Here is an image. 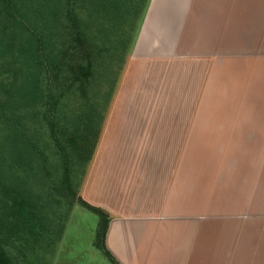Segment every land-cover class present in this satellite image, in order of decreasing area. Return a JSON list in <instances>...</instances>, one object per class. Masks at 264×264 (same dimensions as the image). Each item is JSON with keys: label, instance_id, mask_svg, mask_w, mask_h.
Wrapping results in <instances>:
<instances>
[{"label": "crops", "instance_id": "obj_1", "mask_svg": "<svg viewBox=\"0 0 264 264\" xmlns=\"http://www.w3.org/2000/svg\"><path fill=\"white\" fill-rule=\"evenodd\" d=\"M253 1L152 0L167 79L144 66L83 195L110 212L121 264H264V21L240 9Z\"/></svg>", "mask_w": 264, "mask_h": 264}, {"label": "trees", "instance_id": "obj_2", "mask_svg": "<svg viewBox=\"0 0 264 264\" xmlns=\"http://www.w3.org/2000/svg\"><path fill=\"white\" fill-rule=\"evenodd\" d=\"M148 1L0 0V264H49L76 204L98 214L94 246L121 264L111 216L81 197L80 176Z\"/></svg>", "mask_w": 264, "mask_h": 264}, {"label": "rangeland", "instance_id": "obj_3", "mask_svg": "<svg viewBox=\"0 0 264 264\" xmlns=\"http://www.w3.org/2000/svg\"><path fill=\"white\" fill-rule=\"evenodd\" d=\"M245 1L248 2V0ZM151 2L152 0L148 1L147 7L142 11L140 17H138L135 21V23L137 24V30L132 34L133 43L126 55L125 64L123 67L119 68L118 75H116L117 80L114 93L111 98L107 100L106 109L104 110L105 107L103 109L100 108L101 112H103L105 115L104 122L99 134V139L97 141L93 159L88 166L86 176H80L82 180L80 195L84 200H86L83 196L85 194L84 190L91 176L94 159L98 154L101 155V158L103 159L102 155L104 152L102 151L101 146L104 141L105 130L107 129L108 125H110L109 121L111 120V116L113 114V116H116V118H118L119 114L122 113V108L126 109L127 105L128 108H130L131 101L129 99L132 98L133 94L136 93L137 84L143 83V81L141 80L144 75L142 74V70L144 71L145 69H147H144V66L148 64L149 67L152 68L151 71L153 70L155 74V76H153L154 74L147 72L146 77L149 80L153 77H155V79L161 77L163 80L167 79L166 66L170 62V54L172 55L175 52L173 50L171 51V49L169 50V48H167V46H165L163 42L165 41V43H168L165 36L167 35V32H164L162 34V31L160 30V24L163 26L164 31L165 25L163 21H153L154 11L151 7ZM22 3L21 6L26 10H28L30 8L29 5L32 4L28 2V0H22ZM253 4L254 5H248V3L245 2L244 4H241L240 9H242V7H245L246 11L249 9V11L253 12L250 14L251 22L254 24V22L256 21L257 24H261L262 21H264V17L262 16L264 14V0H254ZM244 14H247V12H245ZM241 22L244 25L248 24V20L246 17L240 20V23ZM148 29L149 32L151 31L150 33L148 32ZM153 32L155 33L153 34ZM257 34H259V36H262L260 32H257ZM259 36H257L256 38L259 39ZM179 53H183V51H178V53L176 54L178 55ZM4 60L8 62V60H6L4 47L2 48L0 46V72H4ZM157 73H160V75H157ZM125 79H129L127 81L129 84L125 85L124 87L123 83ZM103 87L104 82L102 83L101 89H103ZM123 87L124 89H122ZM162 102L163 101H160L159 103ZM69 110L71 111V114H75L74 98L69 99V102L63 107V111L65 114H67ZM100 150L101 153L99 152ZM67 212L69 213V218L68 220H66L65 232L61 240L54 247V251L52 252V255L49 259V264H113L105 257V255L100 250H98L94 246L93 243L99 224L98 214L84 207L82 204H76L71 210Z\"/></svg>", "mask_w": 264, "mask_h": 264}]
</instances>
